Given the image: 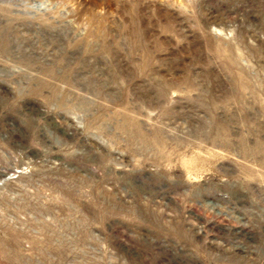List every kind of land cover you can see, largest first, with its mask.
Here are the masks:
<instances>
[{"label":"rangeland","instance_id":"374dc122","mask_svg":"<svg viewBox=\"0 0 264 264\" xmlns=\"http://www.w3.org/2000/svg\"><path fill=\"white\" fill-rule=\"evenodd\" d=\"M0 264H264V0H0Z\"/></svg>","mask_w":264,"mask_h":264}]
</instances>
